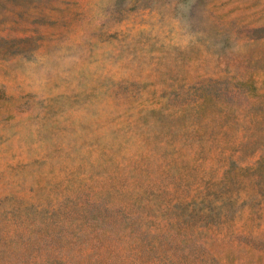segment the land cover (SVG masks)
Here are the masks:
<instances>
[{
    "label": "rangeland",
    "instance_id": "rangeland-1",
    "mask_svg": "<svg viewBox=\"0 0 264 264\" xmlns=\"http://www.w3.org/2000/svg\"><path fill=\"white\" fill-rule=\"evenodd\" d=\"M0 264H264V0H0Z\"/></svg>",
    "mask_w": 264,
    "mask_h": 264
}]
</instances>
